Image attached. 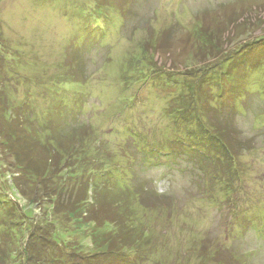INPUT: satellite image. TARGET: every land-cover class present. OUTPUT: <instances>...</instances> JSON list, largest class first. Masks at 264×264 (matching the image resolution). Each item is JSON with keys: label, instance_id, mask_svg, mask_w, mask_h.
Wrapping results in <instances>:
<instances>
[{"label": "rangeland", "instance_id": "1", "mask_svg": "<svg viewBox=\"0 0 264 264\" xmlns=\"http://www.w3.org/2000/svg\"><path fill=\"white\" fill-rule=\"evenodd\" d=\"M202 26L208 32L223 30L216 45L230 53L226 64L236 54L243 58L235 64L240 69L235 76L238 84L244 82V99L231 108L230 99L212 101L208 95L200 106L213 125L235 128L244 147L230 198L222 181L209 187L200 165L186 156L158 159L143 152L146 146H173L176 138L170 114L176 95L158 74L182 72L195 82L202 77L200 66L220 62L201 50L196 31ZM0 36L2 104L27 105L44 117L62 102L91 129L93 150L115 170L113 183L136 185L151 201L149 207L140 196L133 202L149 239L128 250L130 262L209 264L201 261L202 251L206 257L219 251L227 261L233 252L246 254L243 264H264V52L243 54L245 44L264 37V0H0ZM76 59L89 74L78 84L68 78ZM4 170L0 194L7 203L2 200L1 214L5 209V228L18 236L11 235V253L20 258L18 264H34L22 255L34 227L51 217L46 206L28 202L12 188L11 193L13 174L2 177ZM153 192L169 197L174 206H160ZM57 227L56 237L92 253L90 231L70 237L63 232L67 228ZM15 263L0 256V264Z\"/></svg>", "mask_w": 264, "mask_h": 264}, {"label": "trees", "instance_id": "2", "mask_svg": "<svg viewBox=\"0 0 264 264\" xmlns=\"http://www.w3.org/2000/svg\"><path fill=\"white\" fill-rule=\"evenodd\" d=\"M222 31L208 32L204 26L196 31L201 50L209 51V55L206 53L209 60L220 61L217 65H214L215 61L209 66H200V79L194 82L193 77L189 82L182 72L158 74L162 85L171 86L176 95L170 108L176 138L171 140L173 146L167 143L165 146H146L143 152L148 157L158 159L186 156L188 162L200 165L197 169L202 171V177L209 182V187L214 186L212 182L215 180L222 181L221 189L230 198L234 193L231 185L236 181L233 177L238 175L236 161L244 147L236 141L238 134L235 128L232 127V131H229L213 125L204 111L200 110L208 95L212 101L225 102L230 99L231 107L242 101L247 92L244 82L238 84L240 80L235 76L240 71L235 64L243 58L235 57L236 54L231 59L234 64H226L230 53L216 45L219 44ZM1 40L0 36V48L4 46ZM244 47L245 57L257 51L264 52V37L247 43ZM196 54L198 58L200 51ZM3 60H0V70L4 69ZM81 62V59H76L75 64L72 63L76 72L72 70L68 77L77 84L89 79ZM190 73L197 75L195 69ZM182 77L185 81L181 80ZM3 88H0L2 93L5 92ZM223 105L225 108L228 106L226 103ZM26 107L11 109L2 104L0 99V151L3 156L0 158V169H5L2 177H6L9 172L13 174L9 191L13 189L28 202L46 206V213L51 220L45 221V225L40 223L34 227L28 241L29 248L25 249L22 256L29 261L32 259L34 264H135L137 261H129L128 250L138 248L149 239L147 232L143 233L141 229L143 225H140L135 211L137 207L133 204L140 196L141 204L149 207L151 201L145 198V194H141L144 189L137 190L136 185L120 188L113 183L115 170L109 169L110 166L100 159L102 156L96 155L97 152L93 150L91 129L79 120L78 115L70 114L65 104H57L44 117H36L32 107ZM219 115H222L221 112ZM153 193L156 195L155 201L161 203L160 206L171 209L173 200ZM3 196L4 194H0V204L2 200L7 203ZM161 199L167 201L165 205L159 201ZM10 207H13V203ZM1 211L0 208L1 260L11 256V259L16 260L15 264H18L20 258L17 260L11 253V246L14 244L12 236L14 239L18 236L15 231L5 228L7 214L5 209L2 214ZM57 224H60L59 230L67 228L63 232H68L70 237L90 231L87 238L93 244L92 253L85 255L74 248L76 244L73 241L67 242L56 237L54 229ZM207 257L202 251L201 261L206 258L209 264H243L247 258L246 254L232 252L229 262L226 260L228 256L221 255L219 251Z\"/></svg>", "mask_w": 264, "mask_h": 264}]
</instances>
